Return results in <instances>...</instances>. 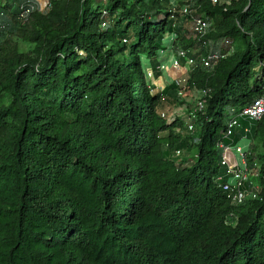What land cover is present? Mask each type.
Returning <instances> with one entry per match:
<instances>
[{
  "label": "trees",
  "instance_id": "1",
  "mask_svg": "<svg viewBox=\"0 0 264 264\" xmlns=\"http://www.w3.org/2000/svg\"><path fill=\"white\" fill-rule=\"evenodd\" d=\"M168 1L51 0L23 23L0 0V264H264V117L226 132L264 93V0H197L231 45L190 72L210 91L187 136L145 72L169 34L199 44ZM244 138L259 188L237 204L220 143Z\"/></svg>",
  "mask_w": 264,
  "mask_h": 264
},
{
  "label": "built area",
  "instance_id": "2",
  "mask_svg": "<svg viewBox=\"0 0 264 264\" xmlns=\"http://www.w3.org/2000/svg\"><path fill=\"white\" fill-rule=\"evenodd\" d=\"M179 0H169L170 5L173 7L169 11L171 12V18H177V13L182 16H186L191 12V4H185L181 8L178 6ZM213 4L219 3L221 0H211ZM52 6L51 0H23L19 6L17 19L23 23H27L35 12H44L50 9ZM106 14V11L104 12ZM103 26H107L106 22ZM2 25L0 24V32ZM192 32L195 37L200 40L198 46L195 48V52L191 50L180 49L177 52L171 54V63H160L159 70L164 73L169 68L178 71V76L174 79V84L176 85L177 95L184 97L185 90L189 86V78L191 70L198 64L203 68H213L217 62L224 58L227 54L223 51L222 47L214 48V43L207 41V36L210 31V23L208 19L203 15H195L192 18ZM126 41V40H125ZM221 46L228 47L231 45V40L224 38L220 41ZM205 48L207 54H198V52ZM168 49H161L159 53L165 54ZM147 60V64H148ZM146 78L148 82L153 86L156 74L152 67L147 66L146 68ZM156 87H160L156 85ZM153 86L154 91L163 92L164 87L158 88ZM209 89L199 90V101L195 110H193L187 117H184L185 127L188 131H193L196 127L195 119L197 118V112L201 111L204 106L205 98L209 94ZM163 118L168 120H175L179 118V114H174L167 112V110L160 111ZM247 117L252 120H260L264 117V93L258 96L251 104L246 105L243 108H232L230 110V119L227 125V135H231L232 131L239 126L240 117ZM187 120V121H186ZM220 148L222 149V164L226 166V175L228 179L221 184L224 190L229 192V195L234 203L241 204L244 203L249 197H256V191H250L244 189L247 184L249 168H251L247 162V152L245 148L238 143L237 145H226L220 143ZM177 156L182 154L181 150L176 151ZM258 170V165H255ZM254 168V169H255ZM256 176L258 177V171H256ZM222 177H219L221 180ZM256 190L259 188V183L256 184Z\"/></svg>",
  "mask_w": 264,
  "mask_h": 264
},
{
  "label": "rangeland",
  "instance_id": "3",
  "mask_svg": "<svg viewBox=\"0 0 264 264\" xmlns=\"http://www.w3.org/2000/svg\"><path fill=\"white\" fill-rule=\"evenodd\" d=\"M23 1V0H22ZM191 4V12L190 14L186 15V16H182L181 14L178 16V25L179 26H183L184 29L181 30V33L184 32V30L188 31L187 32V36H190L191 33V29H192V18L195 15H199V14H203L202 12H200L199 7L197 5V0H179L178 1V6L177 9L180 7H182L185 4ZM164 5L167 7L168 10L172 9L173 7L170 5L169 1L165 2ZM204 15V14H203ZM32 18V17H31ZM30 18V20H31ZM28 23V22H27ZM10 41L14 40V38H16V36H14V34H10L7 37ZM2 41V40H1ZM210 42L214 43V48H218V47H222L223 51H227V47L221 46L220 41L218 40H207ZM199 42H201L199 40ZM178 50L180 49H185L182 47L181 45V41H179L178 44ZM196 48V47H195ZM195 48H189V50H191V52H195ZM187 50V49H185ZM204 89L203 87H198L196 85H191L189 84V86L186 88L185 90V95L184 97H180V96H176V100L174 101V103L170 104L168 102V100L165 101V106H170V108L167 110V112L170 113H174V114H179V118H181V120H184V117H187L193 110H195L197 103L199 101V90ZM165 110V109H164ZM162 111V110H160ZM241 120L245 119V117L241 116L240 117ZM187 121V120H186ZM185 136L189 135V131L188 129L185 127L182 131H181ZM242 142L244 141H249L251 142V139H247L244 138L241 140ZM177 154H173L170 157L173 158L177 163L182 161V160H188V162L190 161V157L192 156L191 153L187 150H183V154L180 156H176ZM247 157V156H246ZM247 159V158H246ZM247 162L248 159H247ZM188 165H190V162L188 163ZM255 167H251L249 168V174H248V180H247V184H248V188L250 189V191H256V184L258 183L259 177L256 176V171H258Z\"/></svg>",
  "mask_w": 264,
  "mask_h": 264
},
{
  "label": "crops",
  "instance_id": "4",
  "mask_svg": "<svg viewBox=\"0 0 264 264\" xmlns=\"http://www.w3.org/2000/svg\"><path fill=\"white\" fill-rule=\"evenodd\" d=\"M177 34L173 33V34H169L167 36V38L164 41V49H168L167 52H165V54H160V59L159 61L161 63H166V64H170L171 63V54L173 52H177L178 51V44H179V40L177 39ZM147 66L151 67L150 62H148ZM178 71H175L171 68H169L166 72L156 75V78L154 80V87H156V85L160 86V87H156L155 90H158V88L164 87V98L165 101L168 100V102L171 104L174 103V101L176 100V89H173V87H175L176 85L174 84V79L178 76ZM157 92V91H156ZM165 101L160 103V110H168L170 108V106H165ZM167 102V101H166ZM244 148L245 150H249L250 149V145L251 142H247V141H240L239 142Z\"/></svg>",
  "mask_w": 264,
  "mask_h": 264
}]
</instances>
